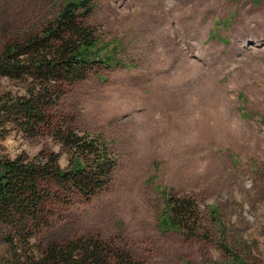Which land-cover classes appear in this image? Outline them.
<instances>
[{
  "label": "rangeland",
  "instance_id": "obj_1",
  "mask_svg": "<svg viewBox=\"0 0 264 264\" xmlns=\"http://www.w3.org/2000/svg\"><path fill=\"white\" fill-rule=\"evenodd\" d=\"M70 1L0 0V50L39 34ZM87 5L101 64L53 114L107 143L113 180L89 201L75 194L56 204L32 243L95 236L142 264H264V0ZM20 87L0 78V94ZM2 133L0 157L42 147ZM167 194L197 201L210 242L159 229ZM6 233L0 226V264L8 261Z\"/></svg>",
  "mask_w": 264,
  "mask_h": 264
},
{
  "label": "trees",
  "instance_id": "obj_2",
  "mask_svg": "<svg viewBox=\"0 0 264 264\" xmlns=\"http://www.w3.org/2000/svg\"><path fill=\"white\" fill-rule=\"evenodd\" d=\"M87 3L66 2L39 34L9 41L0 50V78L23 90L0 94V132L42 142L33 156L0 157V226L7 230V264H142L95 236L46 246L32 243L50 226L56 204H69L75 194L89 201L108 192L116 167L115 154L102 138L81 134L65 115L53 114L87 71L101 64L99 40L84 23ZM159 229L211 240L208 230L202 232L201 211L191 195H165ZM222 250L230 253L224 246Z\"/></svg>",
  "mask_w": 264,
  "mask_h": 264
}]
</instances>
